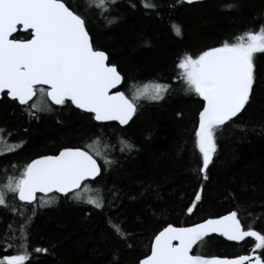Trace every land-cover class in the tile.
<instances>
[{
	"label": "trees",
	"instance_id": "trees-1",
	"mask_svg": "<svg viewBox=\"0 0 264 264\" xmlns=\"http://www.w3.org/2000/svg\"><path fill=\"white\" fill-rule=\"evenodd\" d=\"M66 3L86 19L94 46L118 66L121 90L129 97L146 84L168 85L169 90L161 100H141L124 127L95 122L69 102L53 105L38 94L22 106L3 94L0 180L19 176L41 155L66 147L89 150L90 145L101 153L95 157L101 173L74 193L39 196L32 204L8 193L7 207L0 206V258L17 254L23 235L29 252L25 264H138L167 224L191 225L229 211L238 213L244 229L251 226L264 234V53L254 58L249 102L217 130V151L205 173L199 171L202 158L194 147L202 102L185 91L176 68L186 54L196 56L259 29L264 0H116L104 12L89 7V0ZM14 37L30 36L18 32ZM33 104H47V110ZM197 191L200 201H195ZM77 194L79 200L73 198ZM89 198H102V208L84 202ZM114 225L121 227L120 234ZM254 244L252 238L234 243L212 235L192 253L230 257L252 253Z\"/></svg>",
	"mask_w": 264,
	"mask_h": 264
},
{
	"label": "snow or ice",
	"instance_id": "snow-or-ice-1",
	"mask_svg": "<svg viewBox=\"0 0 264 264\" xmlns=\"http://www.w3.org/2000/svg\"><path fill=\"white\" fill-rule=\"evenodd\" d=\"M114 3L116 0H89V7L104 12ZM144 6L155 8L152 3ZM173 27L179 34V29ZM21 29L30 38H12ZM257 53H264V25L257 30H246L232 42L225 40L196 56L186 54L176 64L185 91L195 94L202 102L194 129V147L202 158L201 173L206 172L217 151V130L237 116L250 100ZM108 61V54L92 43L86 19L66 0H0V93L6 91L20 105H27L39 94L42 102L45 98L58 106L70 102L76 109L93 114L97 122L118 121L127 125L141 100H161L169 90L168 85L146 84L131 98L124 91H112L121 85L123 76L118 66ZM32 107L47 110V104L43 108L36 104ZM3 131L0 129V140H4ZM97 143L93 141V145ZM88 147L89 150L66 147L56 155H45L27 163L19 176H10L6 184L0 185V206L7 207L8 193L31 204L37 193L76 192L84 181L95 179L101 172V166L90 154L92 145ZM125 147L133 146L125 142ZM100 154L97 150L96 155ZM204 179H208L206 174ZM73 198L80 199L78 194ZM200 200L201 193L197 191L195 201ZM84 202L97 209L103 206L102 198ZM187 211L192 213L193 207ZM114 231L120 234L122 229L114 225ZM209 233H218L229 241L251 237L255 241L253 252L264 250V234L251 226L244 230L238 213L231 211L191 227L169 224L155 235L150 254L140 259L139 264H264V252L232 259L192 254L193 246ZM24 240L26 236L22 235L21 250L4 255L0 264H25L29 252L24 248Z\"/></svg>",
	"mask_w": 264,
	"mask_h": 264
},
{
	"label": "water",
	"instance_id": "water-1",
	"mask_svg": "<svg viewBox=\"0 0 264 264\" xmlns=\"http://www.w3.org/2000/svg\"><path fill=\"white\" fill-rule=\"evenodd\" d=\"M183 2H185L186 4H192V3H197V2H202V1H205V0H192V2L191 3H189L188 2V0H182ZM18 32H24L22 29L21 30H19V31H17L16 33H14L13 34V37L12 38H15L14 36L18 33ZM30 38V37H29ZM16 39V38H15ZM18 40H21V39H18ZM121 86H122V83H121V85H119L118 87H117V89H114V90H112V91H116V90H119V91H123V90H121ZM3 94H5L6 95V97L8 98V99H10V100H12L11 98H9L8 96H7V94H6V91L5 92H3V93H0V99H1V97H2V95ZM34 98V97H33ZM17 102V101H16ZM30 102V101H29ZM50 103H51V101H49ZM18 103V102H17ZM70 103V102H69ZM19 104V103H18ZM52 104V103H51ZM71 104V103H70ZM54 105V104H53ZM74 108H75V106L74 105H72ZM78 110H80V109H78ZM80 111H82V110H80ZM82 112H84V111H82ZM85 113H87V112H85ZM88 114H91V113H88ZM239 114V113H238ZM92 115V117H93V114H91ZM93 120H94V118H93ZM95 121V120H94ZM131 121V120H130ZM129 121V122H130ZM95 122H97V121H95ZM107 122H116L117 124H119V122L118 121H107ZM98 123H106V122H98ZM119 126H121V127H124V126H126V125H120L119 124ZM81 150H84V149H81ZM59 153V151L57 152V153H55V154H46V155H56V154H58ZM42 156H45V155H41V156H39V157H42ZM39 157H37V158H39ZM37 158H35V159H37ZM95 158V157H94ZM96 159V158H95ZM97 160V159H96ZM97 162H98V160H97ZM98 165H100L99 164V162H98ZM101 173V172H100ZM100 175V174H99ZM98 175V176H99ZM97 176V177H98ZM96 177V178H97ZM94 179H88V180H86V181H84L83 183H85V182H91V181H93ZM83 183H82V185H83ZM81 185V186H82ZM51 194H56V195H59V196H67V195H69V194H71V193H69V194H67V195H65V194H62V193H56V192H52V193H48V194H43V193H37L36 194V199L39 197V196H42V197H45V196H49V195H51ZM36 199L32 202V203H34L35 201H36ZM19 200V199H18ZM22 203H25V202H22ZM31 203V204H32ZM25 204H27V203H25ZM229 212H231V211H229ZM229 212H227V213H225V214H222V215H220V216H215V217H208V218H205V219H203V220H201V221H198V222H196V223H194V224H191V225H183V226H176V225H173L174 227H191V226H194V225H196V224H199V223H202V222H204L205 220H207V219H216V218H219V217H221V216H224V215H227ZM169 224H167L166 226H164L163 228H165V227H167ZM172 225V224H171ZM163 228L162 229H160L155 235H157L160 231H162L163 230ZM244 230H248V229H244ZM212 235H215V236H220V237H222L223 239H225V240H227V241H229L226 237H224V236H221L220 234H218V233H209L207 236H205L204 238H203V240L206 238V237H209V236H212ZM155 237V236H154ZM154 237H153V239H154ZM247 238H251V237H247ZM247 238H245V239H247ZM152 239V240H153ZM252 239H254V238H252ZM202 241V240H201ZM152 242V241H151ZM200 241H198L197 242V244L199 243ZM230 242H234V243H239V242H241V241H230ZM174 243H176V242H174ZM196 245V244H195ZM195 245L193 246V249H194V247H195ZM150 249H151V244H150ZM148 254H150V251H149V253ZM193 254V253H192ZM195 255V254H194ZM241 255H258V253H256V252H252V253H250V254H241ZM211 256H216V257H220V258H229V259H232V258H235V257H237V256H240V255H236V256H230V257H228V256H221V255H211ZM208 257H210V256H208ZM142 259V258H141ZM138 264H139V261H138Z\"/></svg>",
	"mask_w": 264,
	"mask_h": 264
},
{
	"label": "rangeland",
	"instance_id": "rangeland-1",
	"mask_svg": "<svg viewBox=\"0 0 264 264\" xmlns=\"http://www.w3.org/2000/svg\"><path fill=\"white\" fill-rule=\"evenodd\" d=\"M143 87V86H142ZM142 87H140V88H142ZM136 89H139V88H136ZM132 96H130V98H131ZM6 129V128H5ZM5 129H4V131H5ZM94 157H97L96 156V153L92 150L91 152H90ZM8 182V179H6V180H0V185H3V184H6Z\"/></svg>",
	"mask_w": 264,
	"mask_h": 264
},
{
	"label": "bare ground",
	"instance_id": "bare-ground-1",
	"mask_svg": "<svg viewBox=\"0 0 264 264\" xmlns=\"http://www.w3.org/2000/svg\"><path fill=\"white\" fill-rule=\"evenodd\" d=\"M236 117V116H235ZM96 179V178H95Z\"/></svg>",
	"mask_w": 264,
	"mask_h": 264
}]
</instances>
